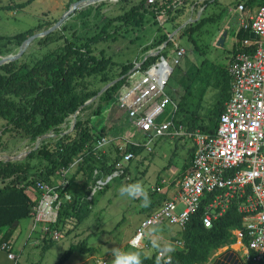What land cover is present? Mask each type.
<instances>
[{"label": "trees", "instance_id": "trees-1", "mask_svg": "<svg viewBox=\"0 0 264 264\" xmlns=\"http://www.w3.org/2000/svg\"><path fill=\"white\" fill-rule=\"evenodd\" d=\"M32 1L26 0L7 8H17ZM186 2L187 0H155V4L159 6L157 16L166 15V13L169 15L174 9L181 11L182 8H178V6ZM208 2L209 0H203V6ZM198 3L196 0L192 1L195 6ZM256 3L264 5V0H244L246 7H253ZM148 5L152 6V4H147V0H141L123 14L107 20L99 32L85 40L79 37L80 41H73L63 34L54 36L52 32L40 40L49 43L65 37L64 45L43 54L32 62L16 60L0 67V116L7 119L0 139L5 134V136L25 137L29 142L34 143L43 135L52 133L42 139L36 149L28 152L25 155V160H0V232L5 230L4 236L0 238V245L2 241L9 240L10 232L6 229L24 218H34V207L38 203L40 195L33 198L28 193V189L35 188L37 180L53 185L58 183L56 182L58 176L61 177L60 183H58L60 201L58 216L56 222L50 224L51 228L60 231L70 223V220L73 222L75 219L77 222L75 225H78L88 216L94 197L89 198L91 186L100 179L105 180L117 169L116 164L123 157L115 143L119 138L109 136L107 126L95 130L90 123L93 121V117L101 116L105 108L116 102L121 89L128 81L126 74L133 68L134 63L126 64L117 76H111L107 70L111 61L105 55L100 58L94 56L92 46L114 36L115 32H109L108 29L116 19L124 25H139L149 12ZM154 12L152 10V13ZM223 13L224 10L217 18L220 19ZM57 20L49 22L45 29L52 26ZM199 22H201L200 19L198 24H200ZM41 28L42 24L13 36H0V39L5 40L3 45L5 43L22 44L26 38ZM249 36L250 33L240 30L232 52H235L240 42ZM167 38L168 36L162 35L157 43L161 44ZM170 43L171 40L167 42V46ZM4 52L0 46V54ZM155 58H149L144 67ZM201 67L203 68L198 69L194 75L201 76V89H199L198 95H204L206 86L211 84L221 92V99L207 112L211 116V124H204L203 116L191 101L188 105L184 94L176 103L177 110H173L172 116H174L176 125L181 124L190 131L200 129L212 133L216 130L225 102L230 97L231 80L228 66L204 60ZM202 71L204 73L199 74ZM98 74L102 76L103 85L95 89L89 88L87 77ZM121 76H123L122 79L99 95L106 84ZM188 94L192 95V100L194 94L191 92ZM94 97L95 99L90 104H85ZM81 106L83 107L76 117L75 125L70 130L72 115ZM88 109L92 112V119L89 115L84 116V111ZM101 136L112 138V142L106 146L105 152L103 149L97 148V141ZM2 149L3 144L0 140V150ZM142 149V146L133 145L127 148L135 155H138ZM193 154L194 146L191 151L190 166ZM34 157L38 158L44 166L38 172L33 171L34 165L30 162V159ZM64 169L68 170L66 174L68 185L65 189L61 187L64 179L61 176V171ZM128 176L127 168H124V172L120 176L112 179L125 177L127 183H130L131 179H128ZM71 184H76V188L69 191L68 187ZM157 184V188L162 184L161 178ZM66 192L70 193V200L66 199ZM213 195H207L200 207L190 216L184 228L177 227L178 230L172 240H180L182 245L177 246L176 251L172 254V264H204L215 249L235 240L233 229L243 228L244 214L239 211L238 203L235 200L229 204L222 215L213 220L210 227L205 225L203 218ZM72 228H69L68 231ZM42 239L43 248L55 241L45 236ZM89 250L91 248L87 245L86 239L80 240L71 244L54 264H65L75 251L85 253ZM146 255L148 258L144 260V264H156L158 253L155 250Z\"/></svg>", "mask_w": 264, "mask_h": 264}, {"label": "rangeland", "instance_id": "rangeland-1", "mask_svg": "<svg viewBox=\"0 0 264 264\" xmlns=\"http://www.w3.org/2000/svg\"><path fill=\"white\" fill-rule=\"evenodd\" d=\"M25 1L0 0V36H13L42 24V28L35 33L41 32L45 30L49 22L59 20L71 4L77 0H33L24 6L7 8ZM140 1L102 0L83 6L68 15L61 27L53 31V35L63 34L73 41H80L78 40L79 37L85 40L99 32L107 20L123 14L132 5L138 4ZM192 1L187 0L185 4H180L178 8H182L181 11L174 9L169 15L166 13V15L157 16L159 6L155 4V0H147V4H152V6L148 5L149 12L143 21L139 25L128 26L116 19L108 29L109 32H115L114 36L94 44L92 46L93 54L97 58L105 55L111 61L107 67L108 74L117 76L126 64L140 61L143 54L151 48L159 46L157 41L160 36L164 35L169 38L170 34L177 31V37L167 47L172 49L175 45H179L186 50V54L181 58L180 63L175 65L171 58V52L166 53L167 61L172 65L173 72L164 92L175 103L184 94L188 105L191 101L203 116L204 124L210 125L211 116L207 112L221 99V92L211 84L206 86L204 95H198V91L201 89V76L194 75L198 69L203 68L200 66L204 60L228 66L236 37L235 29L231 25H226L224 18L228 15V19L233 18L234 14L229 13V7L235 8L244 0H209L199 18L200 24H198L199 19L195 22H192L191 19L195 20L198 17L203 8V1H199L196 6L192 4ZM257 4L259 3L254 5ZM152 10L155 12L152 13ZM223 10V18L218 19V15ZM225 31H227V35L224 44L219 45L218 40ZM65 37L49 43L40 40L43 37L32 40L18 61H34L43 54L64 45ZM4 42V39H0V46L6 53L0 54L3 57L16 53L21 45L18 43H5L3 45ZM1 59L2 57H0ZM203 73L204 71L199 74ZM140 77L141 74L138 73L136 79ZM87 80L89 88L92 89L99 88L104 83L101 74L87 77ZM189 92L194 94L192 100V95L190 96ZM162 99L160 98L159 101ZM110 107L111 110L108 115L111 117L105 123L110 127L111 133L120 135L122 139H132L143 145L146 144L147 138L144 132L132 125L125 110L120 108L117 100ZM173 110V104H167L157 118V123L163 124L171 120ZM88 115L92 119L90 109L84 111V116ZM6 123L7 119L0 116V134ZM0 140L3 144V149L0 150L1 160L10 157L25 160L26 152L35 145V142H29L28 138L20 136L12 137L3 134ZM193 146V139L187 135L179 137L166 135L150 144L151 151L144 147L134 159L124 163V168H127V173L131 179L130 183L140 182L145 187L150 201L147 207L142 206L141 199L131 200L119 195V187L128 184L125 177L111 179L107 186L95 193L88 216L78 225H75L77 224L75 219L73 222L70 220V225L67 224L60 230L61 237L46 248H43L42 245H34L33 237L29 238L28 234L29 230L32 229L34 218L27 217L20 220L17 224L21 227L22 234L14 243V249L12 248L13 252L19 255V258H17L18 260L8 259L7 252L0 249V264H16L17 262L20 264H54L71 244L85 239L91 250L85 253L73 252L65 264H77L86 258L88 259L85 264H112L114 249L139 250L132 249L128 245L129 239L133 236L138 223L151 210L159 208L165 199L171 197L173 191L178 188L177 180L190 166ZM30 162L34 165V172H38L44 167L36 157L30 159ZM159 178H161L162 184L155 191ZM74 188H76V184H71L68 190L71 191ZM17 224L14 226L18 227ZM71 227L73 228L68 231ZM41 228L42 225L39 224L35 231L38 232ZM154 228V226L150 227L149 231L151 232ZM4 234L5 230H2L1 236ZM152 239L153 235L149 239V248L139 251L143 254H151L154 251L151 247ZM175 246L177 247V245Z\"/></svg>", "mask_w": 264, "mask_h": 264}, {"label": "built area", "instance_id": "built-area-1", "mask_svg": "<svg viewBox=\"0 0 264 264\" xmlns=\"http://www.w3.org/2000/svg\"><path fill=\"white\" fill-rule=\"evenodd\" d=\"M236 11L239 14V31H247L250 36L244 38L231 55L228 64L230 97L225 102L214 132L190 131L181 124L176 125L174 116L163 124L157 123L167 104L172 103L174 111L177 110V104L164 92L173 72L166 53L171 52L175 65L186 54V50L179 45L172 49L167 47V42L174 40L176 34L143 54L126 74L128 81L116 100L133 125L144 132L147 143L143 145L132 139L116 141L123 157L117 162L113 174L91 186L89 198L112 178L120 176L124 172V163L135 158V153L127 150L128 146H142L151 151L150 144L166 135H187L194 142L191 166L177 180L178 188L159 208L138 223L128 241L129 246L133 239L138 238V249L149 248V228L152 226L176 225L184 228L207 195L214 194L206 207L205 225L210 227L213 220L235 200L244 219L243 228L233 229L232 233L236 240L244 244V258L248 264H264V5L246 7L240 3ZM252 33L254 36H251ZM151 57L156 58L144 67ZM138 73L141 77L136 79ZM160 98L163 99L159 101ZM101 142L104 143L101 149L105 152L112 138L101 136L97 145ZM67 171H61L63 189L68 185ZM58 187L59 184L52 185L42 180L35 182L40 198L34 207V228L42 225L43 236L54 240L61 237L60 231L50 225L56 222L58 216ZM65 197L70 200V193L66 192ZM176 245L181 246L182 241H176ZM0 248L7 252L9 259L16 260L12 240L2 241Z\"/></svg>", "mask_w": 264, "mask_h": 264}, {"label": "crops", "instance_id": "crops-1", "mask_svg": "<svg viewBox=\"0 0 264 264\" xmlns=\"http://www.w3.org/2000/svg\"><path fill=\"white\" fill-rule=\"evenodd\" d=\"M199 1H203V0H198V1L196 0V3H198ZM253 7H255V6H253ZM205 8H206V5L203 6L198 17L192 22H195L196 20H198L201 17ZM229 13L234 14L233 18L232 17H231L232 19L229 18L230 19V21H229V19H228L229 15H228L226 18H224V22L226 23V25H228V26L231 25V27H233L235 29V37H236L235 44H236L237 43V34L239 32V14L236 11V7L235 8L229 7ZM223 16H224V14L222 15V18H223ZM172 34H176L175 37H177V31H175ZM172 34H170L169 37H171ZM235 44H234V46H235ZM110 106L107 107V109H104L105 111H103V114L101 116L93 117V121L90 123V125H92L95 128V130H100L101 127L107 126L109 136H114V137L119 138L118 140H116L117 142H119L120 140H124V139H122L120 137V135L115 136L113 133H111V131L109 130L110 127L105 123V122H108L110 117H111V115H108V112H110V110H111ZM131 123H132V121H131ZM132 125H133V123H132ZM59 179H61V177L58 176V178L56 179V182L58 180V183H59V181H60ZM58 183L53 184V185H58ZM28 193L33 198L37 197L39 194L35 188L28 189ZM33 222H34V219H33ZM18 224H19V222H18ZM14 227H16V226H12V227L6 229L10 232L9 240H12V242H13V249H14V243H16V240L22 234V229H21V227H19V225H18V227H16V229H13ZM177 230H178V228L176 226H173V225L155 227L154 230L151 231L150 236L152 235L153 232H155V235H153V239L156 237H160L162 239V242H172V244L176 245V241H173L172 237L175 235ZM28 235H29V238L33 237V241H34L33 244L34 245H42V237H43L42 231L40 229L38 232H36L35 228H34V223L32 225V229L29 230ZM2 251H4V250H2ZM245 252H246V248H245L244 244H242L239 240L235 239L232 243H228L224 246H221V247L215 249L211 253L209 259L204 264H248L244 258ZM7 258H8V256H7ZM17 258H19V255L16 254V260H18ZM87 259L88 258L82 260L81 262H78L77 264H85L87 262Z\"/></svg>", "mask_w": 264, "mask_h": 264}, {"label": "clouds", "instance_id": "clouds-1", "mask_svg": "<svg viewBox=\"0 0 264 264\" xmlns=\"http://www.w3.org/2000/svg\"><path fill=\"white\" fill-rule=\"evenodd\" d=\"M103 147V142L97 145V148ZM118 191L122 198L131 200L141 199L143 202L142 206L144 207H147L148 203H150L148 193L140 182L123 184L119 187ZM152 235H155V232ZM130 246L132 249H138L139 239H133ZM151 247L158 253L156 256V264H172V254L176 251L174 244L162 242L160 237H156L151 240ZM112 256V264H144V260L148 258L146 254H143L139 250L114 249Z\"/></svg>", "mask_w": 264, "mask_h": 264}, {"label": "water", "instance_id": "water-1", "mask_svg": "<svg viewBox=\"0 0 264 264\" xmlns=\"http://www.w3.org/2000/svg\"><path fill=\"white\" fill-rule=\"evenodd\" d=\"M98 1H102V0H77L75 1L74 3L71 4V6L69 7V9L62 15V17L57 20V22H55L52 26L48 27L47 29L41 31V32H37V33H34L32 35H30L28 38H26L22 44L20 45L19 47V50L16 52V53H13V54H10L8 56H5L4 58H2L0 60V67L3 65V64H6V63H9V62H12V61H16L18 60L24 53L25 49L28 47V45L30 44V42L36 38H39V37H45L47 35H49L50 33H52L53 31L57 30L58 28L61 27V25L63 24L64 20L66 19V17L68 15H70L72 12H74L75 10L83 7V6H86V5H90L92 3H95V2H98ZM226 35H227V31H225L223 34H222V37L218 40V44L219 45H223L224 44V41H225V38H226ZM251 36H254V34L252 33ZM123 76L119 77V78H116L114 80H112L111 82H109L108 84H106L102 89L101 91L99 92V95L101 93H103L105 90H107L109 87H111L113 84H115L117 81H119L120 79H122ZM93 100L90 99L88 100L87 102H85V104H88L90 103L91 101ZM83 106H81L76 113H74L72 115V122H71V129H73L74 125H75V122H76V117L77 115L79 114L80 110L82 109ZM50 136V134H45L43 135L42 137L38 138L37 141L35 142V145L32 149L28 150L26 153L30 152L31 150L33 149H36L39 145H40V142L42 141V139L46 138ZM1 160V159H0ZM5 160H16L15 157H10V158H7Z\"/></svg>", "mask_w": 264, "mask_h": 264}, {"label": "bare ground", "instance_id": "bare-ground-1", "mask_svg": "<svg viewBox=\"0 0 264 264\" xmlns=\"http://www.w3.org/2000/svg\"><path fill=\"white\" fill-rule=\"evenodd\" d=\"M0 57L4 58L5 56L3 57V56L0 55Z\"/></svg>", "mask_w": 264, "mask_h": 264}]
</instances>
